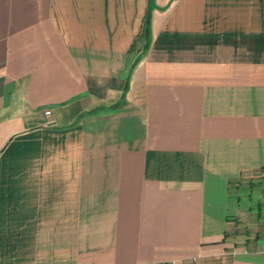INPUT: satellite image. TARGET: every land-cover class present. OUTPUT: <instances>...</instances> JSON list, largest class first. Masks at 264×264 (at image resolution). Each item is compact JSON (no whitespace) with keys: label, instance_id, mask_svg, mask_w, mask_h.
Wrapping results in <instances>:
<instances>
[{"label":"crops","instance_id":"obj_1","mask_svg":"<svg viewBox=\"0 0 264 264\" xmlns=\"http://www.w3.org/2000/svg\"><path fill=\"white\" fill-rule=\"evenodd\" d=\"M0 264H264V0H0Z\"/></svg>","mask_w":264,"mask_h":264},{"label":"built area","instance_id":"obj_2","mask_svg":"<svg viewBox=\"0 0 264 264\" xmlns=\"http://www.w3.org/2000/svg\"><path fill=\"white\" fill-rule=\"evenodd\" d=\"M44 112H45V114H48V115L51 114V110L50 109H45Z\"/></svg>","mask_w":264,"mask_h":264}]
</instances>
